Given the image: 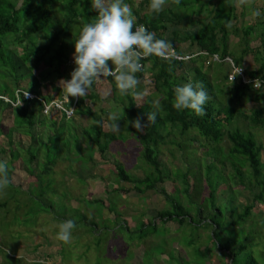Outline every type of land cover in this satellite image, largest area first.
<instances>
[{
	"label": "trees",
	"instance_id": "16d2710c",
	"mask_svg": "<svg viewBox=\"0 0 264 264\" xmlns=\"http://www.w3.org/2000/svg\"><path fill=\"white\" fill-rule=\"evenodd\" d=\"M237 1L166 0L165 5L176 2L177 10L165 8L159 13H154L150 8L151 0H126L135 18L134 30L144 25L154 32L157 38L168 40L170 48L178 55L189 56L191 59L178 61L175 58L164 59L151 55L141 60L144 67L136 76L140 80L137 90L142 94L137 96L134 94L136 90H133L127 95L121 94L119 99L124 107V114L119 120L123 123L120 135H115L111 130L105 131V120L88 105V100L96 103L99 99L92 91L97 87V78L94 79L87 95L80 98L70 97L68 103H63L66 110L74 108V114L86 115L93 120L92 127L85 129L81 137L71 127H67L66 122L74 118L69 117L64 108L60 111L52 107L46 114L45 104H51L55 98L63 101L62 92L65 91H61L57 83L67 80L66 76L71 78V72L75 68L74 38L79 35L83 24L97 15L92 9L91 0H0V133L5 135L1 130L2 121L12 117L14 125L6 134L9 140H13L15 132L31 136V144L26 148L27 154L23 157V162L29 175L36 177L40 187L45 190H51L52 187L51 183L45 187V178L50 175L54 178L53 167L59 158L64 160L61 148L68 157L72 152H81L84 144L88 147L94 146V150L105 155L110 146L119 142V139L126 142L133 136L143 148L140 160L147 165L145 177H136L123 165L116 164L118 177L122 182L134 185V189L140 194L153 191L166 197L170 208L158 214L163 221L164 232L169 230L166 228L169 222L179 224L178 229L187 226L191 232L188 234L187 231L190 238H184L183 243L189 250V259L181 258L178 264H208L213 252H219L222 264L264 263V253L258 254L256 251L257 241H264V220L254 221L248 228L246 226L253 219L254 211L258 210L260 202H264V147L254 132L246 131L239 124L240 121L249 120L264 129V108L257 109L254 115L249 117L230 106V103L250 98L251 91L256 93L257 100L264 102V86L255 90L237 77L234 82L231 81L228 101L225 92L222 89L221 93L217 92V84H214L207 74L210 66L222 67L227 59L235 67L242 69L246 55L251 52L249 41L255 35L260 38L264 49V21L237 27L240 17L237 13ZM246 1L249 4L241 16L252 14L253 9L264 13V0H260L259 5ZM202 15V23L194 22L191 24L192 30L187 33L186 42L192 47L190 55H187L176 47L181 45L177 25L185 18ZM261 18H264V14ZM229 21L232 25L230 28L226 26ZM241 33L244 34L242 42L245 47L234 52L230 46V36H239ZM216 57L219 61L215 60ZM190 69L195 73L193 77L189 75ZM245 73L248 80H264V62L257 70ZM105 78L113 86L116 84L114 77ZM147 78L150 79L154 90L153 94L148 96L143 93V82ZM223 78L230 82L229 76L225 75ZM188 82H202L209 94V100L204 105V115H197L190 109L177 110L173 106L175 86ZM61 84L64 87V83ZM43 88L49 89L51 93L43 95ZM26 93L40 100H27ZM156 97L159 98L157 119L155 122H149L148 112L157 110L153 100ZM142 99L144 103L139 106V100ZM18 102L20 104L13 105ZM52 113L59 117L57 121L51 120ZM138 118L144 126L142 131L130 123ZM36 126H48L53 132L49 131L45 138L36 137L32 133ZM60 138L64 140H55ZM226 140L231 144L228 147L229 159H224V150L221 148ZM195 142L203 149L204 158L211 159V162H208V159L204 162L195 157V151L191 148V144ZM161 145L178 148L186 164L185 170L174 172L175 180L180 182V188L175 187L177 195L174 197L160 186L168 176L160 161ZM20 155V151L11 149L12 160L7 162L11 181L12 165ZM87 160L91 161V158ZM227 167L234 170L229 177L225 174ZM190 177L195 181L194 186L189 181ZM236 179L239 183H235ZM229 181L249 190L254 196L252 204L246 199L238 204L237 194L229 185ZM221 186L227 187V208L218 203V191ZM192 187L199 192L205 188L208 191L207 197L198 199V194L197 197L192 194ZM114 192L126 194L129 190L120 188ZM45 195L43 190L42 197ZM8 202L0 203V210L8 207ZM91 203L103 205L99 200H93ZM110 211H116L115 206L111 207ZM84 217L89 221L87 216ZM148 222V225L158 232L159 226L154 220ZM29 223L27 219L25 224L21 225ZM92 224L94 226L96 223ZM145 225L143 222L142 230ZM201 230L210 232L206 235L204 248L197 246V240L202 237ZM178 243L181 245L182 241ZM191 252L192 257L195 255L196 262L190 261ZM171 258L170 255V261Z\"/></svg>",
	"mask_w": 264,
	"mask_h": 264
},
{
	"label": "rangeland",
	"instance_id": "374dc122",
	"mask_svg": "<svg viewBox=\"0 0 264 264\" xmlns=\"http://www.w3.org/2000/svg\"><path fill=\"white\" fill-rule=\"evenodd\" d=\"M249 1L253 5L260 4V0ZM247 4L249 3L246 0L243 3L241 0L237 1V13L240 16L237 27L241 28L242 26L253 23L259 24L264 21L261 16L256 17L252 14H248L246 17L241 16L247 8ZM165 8H172L176 11V2L165 5L163 9ZM202 20H204L203 15L195 16L194 18H185L177 25L179 44L181 45H176V47L186 52L187 55H190L192 51V47L186 42L187 33L192 30L191 24H194V22L202 23ZM243 36V33L239 36L235 34L230 36L232 51L237 52L245 47L242 42ZM249 48L251 52L246 55L241 69L244 75L245 72L257 70L264 62V49L260 38H257L256 35L251 37ZM170 50L173 49H167V51ZM207 72L212 82L217 84V92L221 93L220 90L222 89L228 99V90L232 80L226 82L223 76L230 77V75H233L232 62L227 59L222 67L210 66ZM189 75L191 77L195 75L192 69L189 70ZM66 78L67 80L70 79L67 76ZM61 82L64 83L63 80ZM61 82L59 81L57 85L61 88V91H64ZM143 85L145 86L143 93L146 96L152 95L154 90L149 78L143 82ZM92 91L99 99L96 103H91L88 100V105L105 120L104 130L113 131L111 128L112 122L109 119L110 114L117 113L120 117L124 114L123 104L119 102L122 93L118 89L117 83L113 86L111 82L102 76L97 78V87ZM42 93L47 95L51 91L43 88ZM62 93L64 95L63 101L60 102L58 98H55L53 105L56 103V105L63 107V103L70 101V97L65 92ZM153 100L159 101V98L156 97ZM143 103L144 99L139 100L138 105L141 106ZM231 105L249 117L254 115L257 109L264 108V102L257 100L254 91H251L250 98H244L234 102V104L230 103ZM56 108L62 110L59 109L61 107L56 106ZM72 110L75 109L72 108ZM73 115L69 116L74 119L66 122L67 127H71L77 135L82 137L83 131L92 127L93 120L86 115L74 113ZM50 118L54 121L59 119L55 113H52ZM118 123L120 129L113 131L115 135H120L123 131V123L119 121ZM239 124L246 131L254 132L259 143L264 147L263 128L255 126L249 120L246 122L240 121ZM13 125L12 117L4 119L1 130L5 135L0 133L1 160L6 162L12 160V148L21 152L17 161L12 165L11 184L4 193L0 194V203L9 201V206L0 210V264H178L181 258L189 259L187 253L189 250H187V245L183 243L184 238H190L188 234L191 232L188 231L187 226L178 229L179 224L169 222L166 225L169 230L167 232L163 231V221L158 214L170 208L166 197L153 191L140 194L136 192L134 185L122 182L118 177L116 164L123 165L129 173L136 177H145L147 165L140 160L143 148L138 145L133 136L126 142L119 139V142L110 146L105 155H101L99 151L94 150V146H86L84 140L82 141L84 144L81 147L82 151L77 154L72 152L69 157L61 148L64 160L59 158L58 163L53 167L54 178L50 177L51 175L45 178V187L47 188L46 185L50 183L52 185L51 190H45L40 187L36 177L29 175L23 162V157L27 154L26 148L31 144V136L15 132L12 136L13 140L10 141L6 134L9 133ZM46 125L49 126V123ZM48 126L45 128L36 126L32 133L36 137L45 138L49 131L50 133L53 132ZM65 136L68 135L65 134ZM55 140L60 142L64 139ZM230 145L228 140L221 145L224 150V159L230 158L228 153ZM191 148L195 151L196 158H200L204 162L208 159L204 158V151L197 142L192 143ZM160 151V161L163 163L168 175L165 183L160 186L174 197L177 195L175 187L180 188V182L175 180L174 172L185 170L186 164L183 162L182 153L178 148L172 145H161ZM42 154L44 153L42 152ZM53 157H55L54 154ZM88 158H91V161H88ZM262 160L264 162V148ZM207 161L211 162V159ZM34 168L37 167L34 166ZM233 173L234 170L227 167L225 174L229 177ZM189 181L194 186L195 181L193 178L190 177ZM235 183H239L237 179ZM229 185L237 194L238 204H241L244 199L252 204L254 196L249 190L234 185V181H229ZM120 188L129 190V192L126 194L114 192V190ZM43 190L46 192L45 197H42ZM226 190L227 187L221 186L218 191V203L223 208H227L229 204V196L228 192L225 193ZM192 194L195 196L198 194V197H196L203 200L207 197L208 191L204 188L199 192L192 187ZM93 200H99L103 205L91 203ZM114 206L116 211H110V208ZM45 210H48V212ZM263 213L264 202H260L258 210L254 211L253 219L247 223V228L254 221H263ZM227 215H229V212ZM84 216H87L89 221ZM27 219L30 223L21 225V223L25 224ZM69 219L76 221V228L72 231L71 240L64 242L57 239L56 234L59 231V224ZM151 220H154L159 226L158 232L154 231L153 226L148 225V221ZM93 222L96 223L94 226ZM143 222L146 225L145 229L142 230ZM200 233L202 237L197 240V246L204 248L206 246V235L210 232L201 230ZM178 241H182V244L179 245ZM259 242L260 240L257 241L256 251H258V254H263L264 241H261L260 244ZM170 255L172 256L171 261ZM190 261L196 262L194 254L192 257V252L190 253ZM222 262L219 252H213L208 260V264H222Z\"/></svg>",
	"mask_w": 264,
	"mask_h": 264
},
{
	"label": "clouds",
	"instance_id": "9594fccd",
	"mask_svg": "<svg viewBox=\"0 0 264 264\" xmlns=\"http://www.w3.org/2000/svg\"><path fill=\"white\" fill-rule=\"evenodd\" d=\"M241 2L243 3L244 0ZM165 4L166 0H151L150 8L154 13H159ZM91 5L97 15L83 24L79 35L74 38L75 68L71 72V78L63 80L65 94L68 97H83L92 87L94 79L111 76L114 77L122 94L127 95L136 90L134 94L141 95L142 93L137 90L140 80L136 76L142 68L141 60L153 54L163 56L171 47L170 42L164 38H157L155 33L149 31L144 25L134 30L135 18L126 0H91ZM262 14L264 13H261L259 9L252 10L253 16L259 17ZM226 26L230 28L231 22H227ZM254 84L258 86L256 81ZM27 95L33 96L26 93L27 100L38 99L35 96L32 99L27 98ZM4 99L9 102L8 99ZM208 100L209 94L202 82H188L175 86L173 106L177 110L190 109L197 115H204V105ZM53 103L45 104L46 114L52 107L57 106ZM154 103L157 105V110L148 112L149 122H155L157 119L159 101ZM18 104L20 103L13 105ZM63 108L65 109L64 104ZM109 119L112 122V130L118 131L120 129L118 121L121 117L117 113H111ZM130 123L135 128L143 130L144 126L139 118ZM10 184L8 164L0 160V194L4 193ZM75 228L76 221L73 219L61 222L56 234L57 239L64 242L70 241Z\"/></svg>",
	"mask_w": 264,
	"mask_h": 264
},
{
	"label": "built area",
	"instance_id": "2783aa9c",
	"mask_svg": "<svg viewBox=\"0 0 264 264\" xmlns=\"http://www.w3.org/2000/svg\"><path fill=\"white\" fill-rule=\"evenodd\" d=\"M153 55L159 56V57L164 58V59L175 58L178 61H187V60L191 59V57H189V56L184 57V56L178 55L175 50H170V51L166 50L165 54L163 56L157 55V54H153ZM148 57L149 56H145L143 59L148 58ZM215 60H218V58L216 57ZM141 65H142L141 69H143L144 66H143L142 63H141ZM232 66H233V70H234L233 75H231L232 77L230 76L231 77L230 80H232V82L235 81L236 78L238 77V79L242 80V82L244 84L252 86L255 90H259V89H261L264 86V80L259 79V78L258 79H254V80H248L241 71L239 72L240 68L235 67L233 65V63H232ZM255 81L258 84V86H255V84H254ZM27 98L32 99L33 96L27 95ZM57 106L61 107V109H63L62 106H59V105H57ZM70 110H71V112H70ZM70 110H66V113L68 114V116H71L74 113V110H72V109H70Z\"/></svg>",
	"mask_w": 264,
	"mask_h": 264
}]
</instances>
